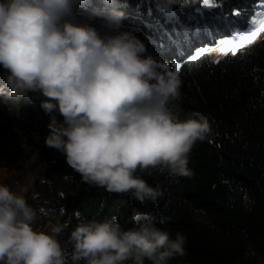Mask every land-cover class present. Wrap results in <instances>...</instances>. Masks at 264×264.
Returning a JSON list of instances; mask_svg holds the SVG:
<instances>
[{"label": "clouds", "instance_id": "9594fccd", "mask_svg": "<svg viewBox=\"0 0 264 264\" xmlns=\"http://www.w3.org/2000/svg\"><path fill=\"white\" fill-rule=\"evenodd\" d=\"M88 0H0V103L18 110L29 93L49 115L47 147L64 154L81 180L144 203L163 195L137 172L167 170L190 177L188 155L210 132L198 112L180 119L169 101L182 81L175 64L145 55L130 31L101 34L78 22ZM164 13L185 0H153ZM103 18L119 25L117 0H102ZM57 114L62 120L57 119ZM122 228L116 216L81 220L70 231V252L57 239L66 225L35 229L23 195L0 184V264H168L185 254L186 237H171L150 214Z\"/></svg>", "mask_w": 264, "mask_h": 264}, {"label": "trees", "instance_id": "16d2710c", "mask_svg": "<svg viewBox=\"0 0 264 264\" xmlns=\"http://www.w3.org/2000/svg\"><path fill=\"white\" fill-rule=\"evenodd\" d=\"M256 2L210 0L212 6L201 11L215 32L210 17H218L222 24L226 18L246 20ZM117 4L124 13L118 26L104 20L102 0L77 5L75 16L101 34L117 27L130 31L145 45V55L179 65L181 88L168 106L180 119L200 113L210 128L188 155L192 175L171 178L167 170L138 171L150 186L159 185L164 192L156 203H141L131 194L84 183L62 152L45 145L49 115L39 106V93H29L17 111L0 103V139L12 145L15 154L33 156L41 164L45 190L58 202L56 224L66 225L57 238L69 252L68 236L79 221L114 215L127 229L134 217L147 213L171 237L176 233L186 237L185 254L168 264H264V37L235 55L213 59L204 51L190 60L202 40H190V35L187 39L189 30L178 21L192 24L195 9L204 7V0L173 6V17L158 10L153 0ZM4 71L0 67V76ZM57 119L62 117L57 114Z\"/></svg>", "mask_w": 264, "mask_h": 264}, {"label": "rangeland", "instance_id": "374dc122", "mask_svg": "<svg viewBox=\"0 0 264 264\" xmlns=\"http://www.w3.org/2000/svg\"><path fill=\"white\" fill-rule=\"evenodd\" d=\"M205 6L206 8L212 6L210 0H207V2L204 0V7L195 9L197 14H194V17L191 18L193 20L192 24L189 23L191 21L185 24L182 20H179L178 23L184 31L189 30L185 32L187 39L192 36L190 40L194 38L202 40L198 43V48H204L205 51L210 52L213 59L232 53V49L226 47V42L238 43L243 34H249L259 26L260 20L264 18L261 16V13L264 12V0H257L252 13L246 20L241 17L226 18L222 24L218 17H210L215 27L214 30H216L214 32L210 22L206 19V15L202 12ZM168 14L173 17L171 11ZM262 37H264V31L260 32L254 41ZM248 44L237 50H243ZM222 49H225V51H222ZM13 149L12 145L0 139V184L7 185L13 191L23 195L28 204L31 205L36 213L33 222L35 229L50 231L51 226L55 225L58 220L59 206L58 202L45 190V179L41 164L33 156L27 158L22 153L15 154ZM137 213L138 210L135 214Z\"/></svg>", "mask_w": 264, "mask_h": 264}, {"label": "snow or ice", "instance_id": "6c2138e0", "mask_svg": "<svg viewBox=\"0 0 264 264\" xmlns=\"http://www.w3.org/2000/svg\"><path fill=\"white\" fill-rule=\"evenodd\" d=\"M207 2V0H205ZM237 10H234V12ZM261 16L264 17V12L261 13ZM264 31V18H262L259 22V26L256 27L254 30H252L249 34H243L242 37L239 39L238 43H232V42H226V47L232 49L233 55H235L236 50L240 48L241 46L253 42L260 32ZM205 51L204 48H200L195 55H192L189 57L190 60H196L199 58L201 54ZM222 51H225V49H222ZM177 68H179V65H176ZM134 219H140L139 216L134 217Z\"/></svg>", "mask_w": 264, "mask_h": 264}]
</instances>
